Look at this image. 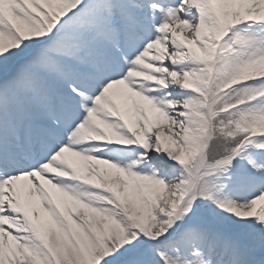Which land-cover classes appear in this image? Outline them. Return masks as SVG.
Returning a JSON list of instances; mask_svg holds the SVG:
<instances>
[{
	"label": "snow or ice",
	"instance_id": "obj_1",
	"mask_svg": "<svg viewBox=\"0 0 264 264\" xmlns=\"http://www.w3.org/2000/svg\"><path fill=\"white\" fill-rule=\"evenodd\" d=\"M0 264H264V0H0Z\"/></svg>",
	"mask_w": 264,
	"mask_h": 264
}]
</instances>
